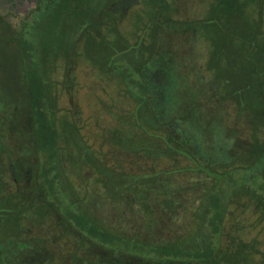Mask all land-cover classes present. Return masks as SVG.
<instances>
[{
  "label": "trees",
  "instance_id": "16d2710c",
  "mask_svg": "<svg viewBox=\"0 0 264 264\" xmlns=\"http://www.w3.org/2000/svg\"><path fill=\"white\" fill-rule=\"evenodd\" d=\"M161 2L37 0L20 29L0 32V69L17 52L27 85L26 106L0 100V246L25 251L12 263L50 264L59 245L68 264H264L263 240L244 239L243 220L227 227L237 211L264 223V0H212V17L243 9L250 24L221 45L216 19L176 20ZM58 29L70 39L53 41ZM202 35L208 54L185 85L175 49ZM124 37L140 43L137 92L95 149L82 122L57 118L55 87L70 92L80 56L119 61L108 59L129 50ZM52 52L68 58L69 81L53 79Z\"/></svg>",
  "mask_w": 264,
  "mask_h": 264
},
{
  "label": "rangeland",
  "instance_id": "374dc122",
  "mask_svg": "<svg viewBox=\"0 0 264 264\" xmlns=\"http://www.w3.org/2000/svg\"><path fill=\"white\" fill-rule=\"evenodd\" d=\"M159 1L161 0H157V2ZM139 2H141V0H139ZM163 2L161 3L162 5H166V8L173 11L175 10L174 16L176 17L174 18L176 20L189 22L195 21L196 19L202 21L216 19L217 21L215 20V22H213L216 25L214 28L216 30L214 31L216 34L220 35V38L217 40L216 44L219 42L221 45V43H223L225 40L233 37L234 32H236V29H238L240 26L250 25L248 22L244 23L245 21L243 19L246 14L243 9L216 11L217 17H212V11L208 13L210 10L209 7H211L210 5L213 4L212 0H163ZM36 3L37 0H0V32H4L6 30L5 25H7V22L11 26V29H20L21 19L29 14ZM151 10H153V8H151ZM257 20L259 21L261 19L257 18ZM129 24L132 28H134L136 25L135 19H133V16L131 15H129L128 23L124 25L129 26ZM214 31H212V33H214ZM202 36L203 37L201 38L199 36H188L186 38L188 39L189 42L187 43L189 44H185V47H181V45L178 44L177 50L175 49L176 52L180 54L183 52L184 54V56L179 58L176 63H174V65L176 67H181V64L183 63L181 70L184 71V73L180 72L182 76L179 81L181 80L185 85L189 84L190 76L196 72V67L201 65L204 55L208 54V45L206 42L208 40L204 37V35ZM26 38L29 39V36ZM61 38L64 37L61 35L59 29L52 34V39L55 42L62 41ZM64 39L69 40L70 38L67 37ZM128 39L131 42L129 50L123 52V50L116 49L114 50V55L108 59L110 61L113 59H117L119 61H112L110 63H102L99 65L95 62H92L91 60H89L88 63L85 60V57L80 56L78 57L80 61L77 64V67H71L72 72L69 76L72 79L70 81L71 83L66 84L68 87L72 85L70 87V92L69 90L64 91L61 87L62 85L60 87H55V93L59 98V107L61 108V111L57 114V118L63 119V117L66 116L70 121L77 120L78 123L82 122V133L88 140L89 144H91L95 149L99 147L103 134L108 136L107 132L110 131V128H115V122L118 123V121L124 120L125 117L122 116L123 114L121 112V107H117V105H123V101H129V98H127L129 95L127 93L131 95L133 94L132 92H137L134 88V85H132V83L130 84V81H134L139 78L137 74V65L139 56L138 53L140 52V43L136 45V43L131 41L130 38ZM128 39L124 37V42L128 43ZM66 42L69 43V41ZM124 42L120 41V44L123 46ZM166 53V55H170L169 51ZM53 56L54 52H52V63L53 68L57 70L53 75V79L58 82H63L66 77V81L67 79L69 81L70 78H68V73L67 76L65 75V68L67 67V62H65V59L68 58L61 56L55 57L56 60H54ZM132 56H135L134 58L136 59L134 65L128 62L133 59ZM106 58L107 57L105 56V59H102L107 60ZM188 59L190 62V68L185 67L186 63H188ZM17 63H20V57L17 55V52L12 51L11 54H9V57H7V63H4L0 69V73H3L5 79V87H0V100H2L4 104H7V106L11 103H18V105L21 106L27 105L26 97L24 96V92H22L27 85L24 83V81L19 80L20 72L18 69L19 67H17ZM110 69H113V72L115 73L118 72V75H120L121 72H123L122 70L125 69L127 73L130 74V76H128V78L125 77L124 80L122 78H115L113 76L111 77V80H109V78L103 74L104 72L102 70L110 71ZM183 83L179 88L180 92L183 90ZM52 87L53 84L49 83L45 89H50ZM180 98L181 97L174 96L173 100ZM54 100H56V98L52 97L53 103L55 102ZM113 104H115V106H112ZM119 117L120 119H118ZM221 124H223L221 119L217 117V128H219ZM107 129L109 130L107 131ZM168 164L169 163L167 162V165ZM238 203H240V201ZM231 208H234V206ZM237 216L238 218L233 220V222L230 219L227 220V227L236 220H243V222L246 223V227L239 234L248 241H251L255 238L263 240L262 244L264 246V223L255 225L257 220L256 216H253L249 210L243 213L237 211ZM78 244H80L78 237L71 236L67 246L71 249H76V245ZM20 245L21 243L18 244L19 249L17 250L14 249L13 245L7 246L6 242L8 250L7 248L5 249V254L3 250L4 244L3 246H0V264H14L12 263L13 260L20 258L17 252H25L24 250H20L24 245H22V247ZM27 247H29V245H27ZM62 247L59 245H53L51 247V251H54L55 253L54 256L53 253L51 255V257H53L52 262L48 260L50 264H68V260L60 251L63 249ZM27 263L28 261L24 259L23 264Z\"/></svg>",
  "mask_w": 264,
  "mask_h": 264
}]
</instances>
